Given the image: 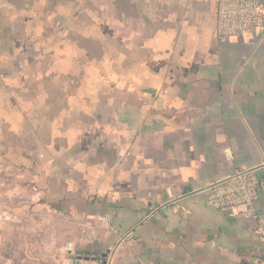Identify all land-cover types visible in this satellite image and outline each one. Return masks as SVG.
Masks as SVG:
<instances>
[{"label":"crops","instance_id":"0c3cea01","mask_svg":"<svg viewBox=\"0 0 264 264\" xmlns=\"http://www.w3.org/2000/svg\"><path fill=\"white\" fill-rule=\"evenodd\" d=\"M216 3L0 0V264L18 195L73 264L252 262L207 190L255 170L264 217V30L221 44Z\"/></svg>","mask_w":264,"mask_h":264},{"label":"built area","instance_id":"2783aa9c","mask_svg":"<svg viewBox=\"0 0 264 264\" xmlns=\"http://www.w3.org/2000/svg\"><path fill=\"white\" fill-rule=\"evenodd\" d=\"M216 7V37L221 44L257 29L264 30L263 0H217ZM260 185L255 170H240L207 190L208 205L213 209L244 217L256 224V246L250 264H264V217L256 210Z\"/></svg>","mask_w":264,"mask_h":264},{"label":"rangeland","instance_id":"374dc122","mask_svg":"<svg viewBox=\"0 0 264 264\" xmlns=\"http://www.w3.org/2000/svg\"><path fill=\"white\" fill-rule=\"evenodd\" d=\"M30 191L35 192L32 188ZM19 194V193H15ZM21 195H18L15 198L16 204H23L24 202H29V204H35L31 202V198H20ZM26 210L22 208H15L13 211L20 216H23L24 220L16 221L14 227V234L17 240L10 242L12 246L16 249L18 253V258L13 261L14 263L21 264H73V260H70L69 257H73V252H69L68 240H55L53 235V226L51 223L46 225L39 226V222H43L41 211L37 208L32 207V205ZM28 205V204H27ZM23 212H26L23 214ZM49 216V215H48ZM47 216V219L49 217ZM41 218V219H40ZM19 229V230H17ZM23 237V238H22ZM24 250H29V255L26 257L24 255ZM22 261V262H21Z\"/></svg>","mask_w":264,"mask_h":264},{"label":"water","instance_id":"95a60500","mask_svg":"<svg viewBox=\"0 0 264 264\" xmlns=\"http://www.w3.org/2000/svg\"><path fill=\"white\" fill-rule=\"evenodd\" d=\"M118 246H119V244L117 245V247ZM117 247H116V249H117ZM103 257L107 258L108 255L105 254V255H103ZM77 259H78L77 261H90V260L97 261L98 260V255L97 254L90 255L89 253H80L78 255Z\"/></svg>","mask_w":264,"mask_h":264}]
</instances>
